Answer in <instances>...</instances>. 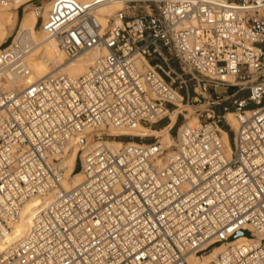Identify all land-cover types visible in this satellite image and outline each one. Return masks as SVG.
I'll use <instances>...</instances> for the list:
<instances>
[{"label":"built area","instance_id":"1","mask_svg":"<svg viewBox=\"0 0 264 264\" xmlns=\"http://www.w3.org/2000/svg\"><path fill=\"white\" fill-rule=\"evenodd\" d=\"M35 1L17 9L34 6L65 60L97 55L76 77L57 70L0 86V239L31 196L59 192L0 264H264V0H119L105 24L98 10L113 0H50L46 18L45 0ZM13 33L0 44L1 84L31 73L32 44L8 46ZM209 85L234 91L211 99ZM178 95L203 102L198 124L184 125L180 112L169 143L148 134L119 147L88 143L83 179L63 189L66 165L54 155L85 144V130L116 129L94 133L116 140L164 126Z\"/></svg>","mask_w":264,"mask_h":264},{"label":"bare ground","instance_id":"2","mask_svg":"<svg viewBox=\"0 0 264 264\" xmlns=\"http://www.w3.org/2000/svg\"><path fill=\"white\" fill-rule=\"evenodd\" d=\"M85 1V0H80ZM27 2V0H18L14 3L8 4L0 9V44L4 42V40L13 33L12 42L8 46L17 45H25L27 42L32 44L31 49L29 50V55L27 57L28 66L31 69V73L26 78H17L7 80L3 86H6V89H20L27 84H30L43 76L61 70L68 74L71 77H76L83 74L91 62L96 57V53L92 51L83 52L74 59L65 60L64 55L61 50L57 47L55 41L50 37L46 36L40 26L37 25V14L36 9L31 4H27L24 9V13L21 18L18 20L17 27L15 31H13L15 27L16 19V9L19 4ZM50 0L43 1L41 15L43 18H46L49 8H50ZM121 7L119 0H113L108 4L102 6L98 10L99 20L103 24L107 21V17L105 15L112 14L115 10H118ZM1 84V83H0ZM181 95H178V99L175 101L177 107L175 110L170 113L171 121L168 124H165L159 129L148 128L142 125H138L135 129L127 130L125 132L126 135L129 136H139L148 134L150 136L158 137L161 142L169 143L171 141V134L169 129L173 126L176 116L178 113H183V108L186 105L180 101ZM186 110V109H185ZM166 113V112H165ZM184 125H196L199 123L198 117H189L186 115ZM225 118L228 124L233 128H237V121L233 112H226ZM104 132L107 134H122V132L116 129H107L100 128L95 132L92 130H85L80 136H85L90 133ZM222 136L226 144L228 143L227 134L225 130L221 129ZM124 134V133H123ZM107 138L92 140L91 145H95L98 142H105L111 144L114 147H119L125 142L113 140ZM113 140V141H112ZM115 141V142H114ZM127 142H135V141H127ZM79 142L73 141L68 144L62 152H58L52 158V161L57 159L63 160L66 165V176L62 182L63 189L67 190L77 186L79 182L83 179L82 172L80 170V161L82 156V150L79 155H77L79 151V146H77ZM84 150V148H83ZM79 160L78 171L74 172L76 159ZM59 195V192H54L49 195L40 196L35 195L31 196L24 204L20 220L11 225V229L8 230L4 237L0 239V254L7 250L12 244H17L21 242L28 234L29 227L33 222V218L35 214L44 207L51 205L53 199H55ZM243 241V237H238L234 239V243H238ZM223 249V245H217L212 248V250L204 255L203 261L208 262L215 258V256Z\"/></svg>","mask_w":264,"mask_h":264},{"label":"rangeland","instance_id":"3","mask_svg":"<svg viewBox=\"0 0 264 264\" xmlns=\"http://www.w3.org/2000/svg\"><path fill=\"white\" fill-rule=\"evenodd\" d=\"M41 2V0H36L34 3H36V4H38V3H40ZM17 19V18H16ZM17 23H18V21H16L15 22V27H14V29H13V31H15V29H16V27H17ZM9 36V35H8ZM7 43H8V40H6V43H5V45H7ZM4 45V46H5ZM65 59V58H64ZM174 66L177 68L178 67V64L175 62V64H174ZM188 84H189V87H190V89H189V93H190V95H193L194 94V89H193V85H194V81L193 80H188ZM2 85H4V84H0V86L1 87H3V88H5L6 89V86H2ZM8 89V88H7ZM232 91H234V88H228V89H225V87H223V86H217V87H214V86H212V85H209L208 86V88H207V92L205 93V95L207 96V98H211V99H214V96H217V95H219L220 97H222V96H226V95H228V93H230V92H232ZM200 92V89H197L196 90V93H199ZM240 96H245V93H243L242 95H240ZM184 103V102H183ZM185 104V103H184ZM189 105H191V106H186V107H184L183 109V115L186 117V115H188L189 117H197V112H195V109L196 108H200V109H203L204 108V104H203V102H201V103H196V104H189ZM214 108V110L215 111H218V109H219V107L218 106H214L213 107ZM186 109V110H185ZM228 112H232L231 110L230 111H228ZM184 118H183V116L182 115H178V118H177V123L178 124H181V123H183L184 122V120H183ZM166 121V119H164V121L163 122H165ZM222 124L223 125H225V122H222ZM162 127V125H161V123L160 124H157L153 129H159V128H161ZM175 130H176V127H173V129L171 130V133H174L175 132ZM85 144H84V142H79L78 144H77V146H79V151H78V153H77V155H79L80 154V152H81V150L83 149V147H85L86 146V144H90L91 142H92V140H96L95 138H94V133H90V134H88V135H85ZM116 140H118V141H123V142H126V141H137L138 140V138L136 137V136H128V135H125V133L119 138V139H116ZM108 141H110V140H108ZM113 141V140H112ZM115 142V141H114ZM78 165H79V160H78V158L76 159V163H75V168L73 169V171L74 172H77L78 171Z\"/></svg>","mask_w":264,"mask_h":264},{"label":"crops","instance_id":"4","mask_svg":"<svg viewBox=\"0 0 264 264\" xmlns=\"http://www.w3.org/2000/svg\"><path fill=\"white\" fill-rule=\"evenodd\" d=\"M16 18H17V21L21 18L20 9H16Z\"/></svg>","mask_w":264,"mask_h":264},{"label":"water","instance_id":"5","mask_svg":"<svg viewBox=\"0 0 264 264\" xmlns=\"http://www.w3.org/2000/svg\"><path fill=\"white\" fill-rule=\"evenodd\" d=\"M245 234V232L244 231H240V232H238V234L237 235H244Z\"/></svg>","mask_w":264,"mask_h":264}]
</instances>
